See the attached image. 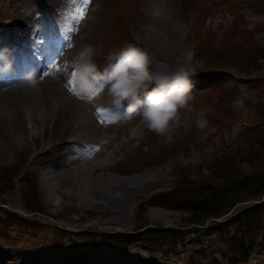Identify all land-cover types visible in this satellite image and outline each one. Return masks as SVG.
I'll return each mask as SVG.
<instances>
[{
	"label": "rangeland",
	"instance_id": "obj_1",
	"mask_svg": "<svg viewBox=\"0 0 264 264\" xmlns=\"http://www.w3.org/2000/svg\"><path fill=\"white\" fill-rule=\"evenodd\" d=\"M23 1L0 0V21L11 24L14 19L22 18L24 12L20 5ZM88 1L90 4L87 2L80 6L85 8V13L83 20L79 21L80 28L70 40V60L82 43H92L97 46L95 61L102 69L110 53L118 52L128 43H134L135 39L139 40L140 25L144 20L141 8L149 0ZM169 7L171 13L165 20L170 24L168 28L161 26L163 36L160 45L152 48L154 60H174L180 44L195 45V52L206 44L200 49L201 55L196 52L197 75L192 78L194 88L190 102L193 111L182 113V117L189 118V127L177 128L174 142L165 145L161 137L146 130L141 119L129 122L137 115L128 120L125 118L117 128L121 130L119 142L124 143L127 149L119 155V160L116 159L114 169L137 168L130 174H119L127 178L162 168L170 178L152 188L147 196L138 198L140 202L130 217L131 227L110 228L107 233L91 228L81 230L78 227L80 222L68 221V218L77 217L75 210L63 217L55 213L41 176L33 171L32 159L37 144L39 146L50 136L66 140L70 135L69 129L65 131L68 115L65 103H60L59 113L51 115L46 125L39 126L36 135L32 133L33 123L27 121L18 130V135H24L25 140L7 141L6 153L0 154V169L9 167L13 178L8 187L4 186L5 183L0 186L3 191H0V205L29 222L6 227L0 225V247L12 253L16 262L24 255L38 254V259L48 262L51 258L60 259L87 250L102 257L106 264L124 255L145 264H264V245L260 243L264 232L250 233L245 239L248 256L239 245L229 246L232 235L227 236L239 232V216L264 203V195L239 202L225 215L208 217L201 224L190 220L193 216L187 211L190 207L171 201L168 195L153 198L156 194L174 190L171 194L177 200L190 198L194 193L190 188L198 189L203 182L219 185L223 176L230 172H240L243 176L261 170L259 164L262 161L253 158L264 154V0H247L245 8L238 0H169ZM66 34L70 35L69 32ZM208 48L212 55L218 54V65H208L211 57ZM67 67L68 75L74 78L69 65ZM242 67L249 72L240 71ZM242 86L247 92L244 107L234 110L232 103L241 96ZM36 90L39 93V89ZM96 101L101 108H109L111 112L121 110L110 108L108 95ZM200 111L208 120V127L203 132L194 123ZM133 132L139 138L129 143L127 139ZM1 146H4V141L0 144V152ZM182 153L194 163L181 166L177 161ZM205 190L201 188V196ZM26 199L36 207V212L28 207ZM155 210L170 212L177 217L160 221L153 218ZM95 214L94 211H85L84 219H92ZM257 214L252 221L257 218L264 221V211ZM32 223L42 226H33ZM157 232H161L159 236L163 237H144ZM122 237L127 238L126 243L121 241ZM101 239L106 243H101ZM112 239L123 244L115 245ZM229 243L232 244L231 241ZM244 258L247 259L244 261Z\"/></svg>",
	"mask_w": 264,
	"mask_h": 264
},
{
	"label": "bare ground",
	"instance_id": "obj_2",
	"mask_svg": "<svg viewBox=\"0 0 264 264\" xmlns=\"http://www.w3.org/2000/svg\"><path fill=\"white\" fill-rule=\"evenodd\" d=\"M246 1L238 0V3L245 8ZM26 2L20 5L24 12L22 18L14 19L11 24L0 21V51L7 49L12 61V70L0 74V144L4 141L0 154L6 153V143L25 140L24 135H18V130L27 121L33 123L32 133L36 135L39 126L46 125L51 115L58 114L62 107L60 103L64 102L68 112L65 131L69 129L70 135L66 140L55 136L45 138L42 144L36 145L32 159L33 171L41 176L50 205L61 217L75 210L77 217L68 218V221L80 222L78 227L81 230L91 228L107 233L110 228L131 227L130 217L133 208L140 202L138 198L147 196L152 188L165 183L170 177L162 168L127 178L119 174H130L137 168L114 169L119 155L127 149L124 143L119 142L121 130L117 128L125 118L117 111L114 113L109 108L100 107L96 100L105 99L108 95L106 91L94 101L85 100L76 89L74 78L67 73L71 61L70 40L81 25L78 21L74 22V17L84 4L83 0ZM169 24V20L161 21L162 27L168 28ZM67 31L70 35L66 34ZM134 43H139V40L135 39ZM33 70L40 81L39 93L20 84ZM124 103L127 104V101ZM138 120L140 117L137 115L129 122ZM138 138L133 132L127 140L131 143ZM85 211L96 214L92 219H84ZM175 217L177 215L170 212L153 211V218L160 221ZM11 258L12 261L9 260ZM0 264L106 263L102 257L87 250L60 259L51 258L48 262L38 259V254L24 255L16 262L12 253L0 247ZM107 264L145 263L124 255Z\"/></svg>",
	"mask_w": 264,
	"mask_h": 264
},
{
	"label": "clouds",
	"instance_id": "obj_3",
	"mask_svg": "<svg viewBox=\"0 0 264 264\" xmlns=\"http://www.w3.org/2000/svg\"><path fill=\"white\" fill-rule=\"evenodd\" d=\"M141 12L144 20L140 25L139 43H128L118 52L110 53L102 69L95 61L97 46L82 43L69 67L75 73L76 89L85 100L94 101L106 91L110 105L123 109L118 112L120 116L131 119L138 115L148 132L161 137L165 145H171L175 130L189 127V118L182 117V113L193 111L190 106L194 88L192 78L197 75L198 66L195 45L180 44L174 60H154L152 48L160 45L163 36L161 21L171 13L169 0H149ZM0 61H3L0 74L9 73L12 61L7 49L0 51ZM39 83L34 70L20 82L33 90ZM246 97L242 86L241 96L233 101L232 108L242 109ZM194 123L202 132L208 127L203 111L196 115ZM177 162L183 167L194 163L183 153Z\"/></svg>",
	"mask_w": 264,
	"mask_h": 264
},
{
	"label": "trees",
	"instance_id": "obj_4",
	"mask_svg": "<svg viewBox=\"0 0 264 264\" xmlns=\"http://www.w3.org/2000/svg\"><path fill=\"white\" fill-rule=\"evenodd\" d=\"M202 45H203L202 47L198 46L199 49L196 51L198 52V56L201 55L200 49L206 47L205 43ZM207 50H209L208 55L211 56L208 59L209 60L208 65L209 66H211L212 64L215 66L218 65L219 62L218 54L214 53L212 55V53L210 52L211 49L208 48ZM214 51H216V49H214ZM240 71L247 73L248 70L242 67ZM253 159L262 161V164H259L261 170L253 174H247L241 176L240 172L235 173L234 171L232 173L230 172L225 176H223L222 184L212 185L213 182L211 184L208 182H203L198 187V189L194 187L190 188V190L194 191V193L190 194L191 195L190 198L181 197L179 200H177L175 195L171 194L174 193L176 190H174V192L156 194L153 198L158 199V198H163L164 195L165 196L168 195L167 197H170L171 201L176 200V202L178 201V203H181L186 207H190L188 208L187 211H190L193 214L190 220H192V223L194 224L204 223L208 217H221L226 213H228L237 203L249 199L261 197L264 195V154L258 155ZM11 173L12 170L9 169V167L0 169V186L3 185V183H5L4 186L6 187L10 185L11 181L13 180ZM8 174H11V176H9ZM186 179L189 180L188 175L186 176ZM203 187L206 190L204 192V195L201 196L200 190ZM0 191L3 192L2 189H0ZM26 203H28L29 205L28 207L32 210V212L37 211L36 207H34V205L30 200L26 199ZM2 204H7V203L2 202ZM262 211H264L263 202L256 205L253 209L251 208L246 210L242 215H240L239 216L240 220H238L239 232L233 234H227V236L232 235L229 240V242L231 241L232 244L228 242V238L226 243L228 242L229 246L235 244L239 245L241 249L245 252V255L248 256L249 253L248 246L247 247L244 246L246 242L245 239L249 238L250 233L252 234L256 231L257 232L261 231L262 233L264 232V221L261 220L259 221L258 218L257 220L252 221V219L255 218L254 216L258 215L257 212L262 213ZM13 223L27 224L29 222L26 220V218L18 217L15 214H13V212L9 211L4 206L0 205V225L6 227V225L8 224H10V226L14 225ZM35 224L38 223H34V224L32 223L33 226H35ZM159 234H161V232L152 233L151 235H147L144 237H148V239H152L153 237H157L156 239L162 238L163 236H159ZM127 236L130 237L129 235ZM122 238L123 239L121 241L123 243H126L127 238L124 237ZM135 240L136 239H133L132 241ZM100 242L106 243V241L105 240L103 241L102 239L100 240ZM111 242H113L115 245H118L120 240L115 241V239H112ZM260 243L261 245H264V239ZM246 259L247 258H244V261Z\"/></svg>",
	"mask_w": 264,
	"mask_h": 264
},
{
	"label": "snow or ice",
	"instance_id": "obj_5",
	"mask_svg": "<svg viewBox=\"0 0 264 264\" xmlns=\"http://www.w3.org/2000/svg\"><path fill=\"white\" fill-rule=\"evenodd\" d=\"M84 4L86 5L88 0H83ZM84 13H85V8H80L77 10V15L74 17L78 22L83 20L84 18ZM46 75V73H44ZM72 76L74 77L75 76V73L73 72L72 73ZM71 91H75V88H71L70 89Z\"/></svg>",
	"mask_w": 264,
	"mask_h": 264
}]
</instances>
